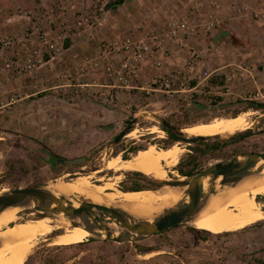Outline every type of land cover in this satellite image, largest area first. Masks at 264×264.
Listing matches in <instances>:
<instances>
[{"label": "rangeland", "instance_id": "obj_1", "mask_svg": "<svg viewBox=\"0 0 264 264\" xmlns=\"http://www.w3.org/2000/svg\"><path fill=\"white\" fill-rule=\"evenodd\" d=\"M111 1L0 0V39L13 41L11 46L0 48L3 57L16 60L20 53L24 58L31 46L39 50L43 35L57 46L51 54L45 52L43 62L31 71L19 73L13 67L2 76L0 194L82 176H89L96 185L115 183L116 177L122 176L116 187H132L134 171L117 173L108 169L107 163L116 156L133 158L150 145L166 148L178 144L185 150L178 165L167 168L169 181L149 177L181 187L178 184L191 176L182 174L179 164L187 170L185 162L190 156L203 169L236 153L264 152V108L252 107L253 102L264 103V0H123L118 7H108ZM211 19L220 23L207 29ZM183 23L186 28H178L176 36L168 33L171 26ZM129 37L162 43L142 63L140 78L127 89L115 84L108 66L121 63L124 52L117 47ZM157 79L163 85L154 91L152 84ZM193 80L196 84L191 87ZM247 110L256 112L248 129L256 132L226 146L212 148L228 137L212 136L190 143L186 138L194 136L182 131ZM164 120L176 127L181 140L167 137ZM128 127L127 136L116 143V136ZM76 157L86 160L75 164L61 161ZM150 180L139 182L151 186ZM219 185L213 196L233 187L231 183ZM262 196L258 195V201L263 207ZM19 214L8 216L15 219L10 225L47 216L67 220L34 209L23 208ZM66 222L69 228L74 227ZM64 230L52 226L49 233H39L24 264L264 261V219L222 234L198 229L189 222L134 243L90 234L77 244H53L52 239ZM5 241L0 237V251L9 244Z\"/></svg>", "mask_w": 264, "mask_h": 264}, {"label": "bare ground", "instance_id": "obj_2", "mask_svg": "<svg viewBox=\"0 0 264 264\" xmlns=\"http://www.w3.org/2000/svg\"><path fill=\"white\" fill-rule=\"evenodd\" d=\"M255 114L256 112L247 110L234 116H223L197 123L183 128L182 131L189 136L229 137L250 129L253 125L252 116ZM184 152L185 150L178 144L166 148L150 145L140 149L133 158L122 159L121 156L111 158L107 168L117 173L139 171L149 177L169 181L167 168L171 169L178 165ZM121 177L117 176L116 181L121 180ZM89 178L82 176L71 181H57L50 184V187L69 197L82 196L97 203L118 206L140 218H153L174 206L186 189L183 186L165 185L157 191L143 189L124 192L126 190L116 187L117 182L96 185ZM261 194L264 195V173L247 177L235 187L227 189L225 193L212 196L191 224L198 229L218 234L241 230L264 219V206L262 207L258 201V195ZM20 210V207L9 208L0 214V231L6 229L0 233V237L9 243L3 250L1 247L0 264H24L33 251L32 242L37 239L39 233H49L52 226L65 229L52 239L56 245L77 244L86 241L90 236L88 230L81 227L69 228L67 220H55L50 216L25 224L10 225L9 222L15 219L8 216L15 213L18 215Z\"/></svg>", "mask_w": 264, "mask_h": 264}, {"label": "water", "instance_id": "obj_3", "mask_svg": "<svg viewBox=\"0 0 264 264\" xmlns=\"http://www.w3.org/2000/svg\"><path fill=\"white\" fill-rule=\"evenodd\" d=\"M132 122H136L133 119ZM163 124L174 132L176 127L164 120ZM129 127L116 136L119 142L127 133ZM255 130H244L233 134L232 137L252 135ZM205 136L186 138L195 143L205 140ZM86 157L61 159L64 163L75 164L83 162ZM264 173V152H240L221 159L192 175L188 180L178 185L186 186L181 199L172 207L153 218H140L118 206H109L88 199L76 200L56 191L50 186L33 185L8 190L0 194V214L9 208L34 209L69 220L74 227H81L98 236L114 242H139L155 234L165 232L180 224L189 223L211 200L217 184L238 185L243 179ZM165 185L177 186L164 182ZM122 190V189H120ZM141 190H126L134 192ZM98 215V216H95Z\"/></svg>", "mask_w": 264, "mask_h": 264}, {"label": "built area", "instance_id": "obj_4", "mask_svg": "<svg viewBox=\"0 0 264 264\" xmlns=\"http://www.w3.org/2000/svg\"><path fill=\"white\" fill-rule=\"evenodd\" d=\"M217 3V2H216ZM218 4V3H217ZM220 23L219 19H211L207 22V29L215 28ZM176 25V24H175ZM179 29H185L186 24L183 23L176 27H170L168 33L172 36H176ZM157 38V37H156ZM159 44L162 41H158ZM13 44L11 38H1L0 39V48L5 49ZM40 44L42 45L39 50L38 48H29L28 55L24 58H21L20 53H17V59H9L3 57V52H0V83L2 80V76L4 72H10L13 67L19 73L31 71L34 67L37 66L38 63L43 62L45 52L51 54L53 51L57 49L56 43L48 38V36L43 35L40 40ZM159 44H152L145 39H133L129 37L125 40L122 46H118L117 50L120 52H124V58L121 60V63L115 64L109 63L108 71L110 76L115 80V84L117 86H122L127 89L133 86L131 82L140 78L142 63L149 58L150 55L155 54L156 45L159 47ZM160 65L161 63L158 62ZM206 76H209V73H205ZM120 84V85H119ZM115 85V86H116ZM154 91H159L162 89V81L157 79L152 84ZM167 87H170L169 83H166ZM144 88V87H141ZM263 94L262 92H258V95ZM264 97V95H262Z\"/></svg>", "mask_w": 264, "mask_h": 264}, {"label": "trees", "instance_id": "obj_5", "mask_svg": "<svg viewBox=\"0 0 264 264\" xmlns=\"http://www.w3.org/2000/svg\"><path fill=\"white\" fill-rule=\"evenodd\" d=\"M122 3H123V0H114V1H111L109 4H107V6L108 7H118ZM191 84H192L191 87H194L196 82L193 80L191 82ZM252 107L264 108V103L253 102ZM164 129L168 131V133L172 137V140H176L177 141V140H181L182 139V136H179L176 132L170 130L168 127L164 126ZM237 139L239 140L240 137H235L234 136L230 140H226L224 143H222V142L218 143L216 146H213L212 148H218V147H221V146H226L229 142L236 141ZM133 150H139V149L134 147ZM50 154H51V156L53 158H55V155H54L53 152L50 151ZM185 164H187V166H188L187 170L184 169V165L182 166L181 163L179 164V168H178V170L184 175L192 176V175H194L195 173H197L198 171L201 170L200 168H198V164L196 163V158L194 156L188 157V159L186 160ZM130 175H128V176H130ZM132 175L136 178L135 185L132 186V187H128V188H122L123 190L157 189V188L162 186L161 182H159L157 180H150L151 178H149V176L143 174L142 172H133ZM143 179H149L150 181H152L151 186H143L139 182V181H141ZM262 199H264V196H262ZM224 233H226V232H224ZM220 234H222V233H220ZM257 264H264V261L263 260H257Z\"/></svg>", "mask_w": 264, "mask_h": 264}, {"label": "flooded vegetation", "instance_id": "obj_6", "mask_svg": "<svg viewBox=\"0 0 264 264\" xmlns=\"http://www.w3.org/2000/svg\"><path fill=\"white\" fill-rule=\"evenodd\" d=\"M179 136H181L178 132H176ZM169 134V133H168ZM125 136H127V134L125 135ZM157 137H165L164 135H157ZM168 138H170L171 140H172V137L170 136V134L167 136ZM166 137V138H167ZM123 140V138L120 140V141H122ZM118 143V142H117Z\"/></svg>", "mask_w": 264, "mask_h": 264}, {"label": "crops", "instance_id": "obj_7", "mask_svg": "<svg viewBox=\"0 0 264 264\" xmlns=\"http://www.w3.org/2000/svg\"><path fill=\"white\" fill-rule=\"evenodd\" d=\"M218 1H221V0H218ZM218 1H215V2H218ZM219 3V6L221 5V2H218ZM213 5H215V4H213ZM219 6H212V7H219ZM217 9V8H216ZM208 22H209V20H208ZM121 59V58H120Z\"/></svg>", "mask_w": 264, "mask_h": 264}]
</instances>
